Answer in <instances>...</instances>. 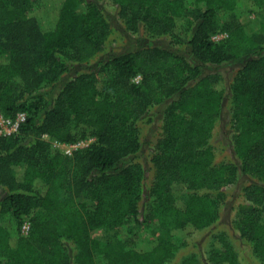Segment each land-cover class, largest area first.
Returning a JSON list of instances; mask_svg holds the SVG:
<instances>
[{
    "label": "trees",
    "instance_id": "1",
    "mask_svg": "<svg viewBox=\"0 0 264 264\" xmlns=\"http://www.w3.org/2000/svg\"><path fill=\"white\" fill-rule=\"evenodd\" d=\"M101 1L127 33L167 44L107 55ZM233 62L228 87L205 71ZM226 101L233 157L216 162ZM157 107L145 161L138 124ZM0 110L27 114L0 136V264H170L184 233L218 224L241 176L233 229L264 264V0H0ZM89 138L71 155L53 145ZM211 235L205 260L179 264H241L227 233Z\"/></svg>",
    "mask_w": 264,
    "mask_h": 264
},
{
    "label": "rangeland",
    "instance_id": "2",
    "mask_svg": "<svg viewBox=\"0 0 264 264\" xmlns=\"http://www.w3.org/2000/svg\"><path fill=\"white\" fill-rule=\"evenodd\" d=\"M100 5L113 28V35L111 37L109 47L107 48V55L111 53L116 54L132 51L139 48L140 46H164L167 44V40L165 39L151 38L145 30H141L138 34H129V32L127 33L123 23L117 16L116 6H114L110 1H101ZM83 9V4L78 6L79 11H83ZM254 19L255 18L253 15H244L240 21L246 24ZM225 34V32L216 33L212 36V40L216 42L221 41L225 38ZM239 66L240 65L238 63L234 62L227 64L224 63L218 66H208L205 71L207 73L218 74L225 87H228L231 78L236 73ZM133 82L139 83L140 77L138 76L134 78ZM227 106L228 105L226 101L223 109L222 119L218 124L213 139V145L216 149V162H221L223 160L226 161L233 157L228 141L230 132L228 125L229 111ZM159 111V107L153 109L149 115L151 117L150 122L142 121L138 124L141 134V141L143 142L142 153H140V155L145 161L148 160V154H150V151L153 149L157 128L161 124V116ZM61 151L63 152L64 150ZM249 181V177L241 176L235 185L226 188L227 198L226 202L221 207V217L218 224L209 230L201 232L190 231L188 233H184V236H181L184 242H177L179 244V249L175 258L170 262V264H179L181 259L187 256L190 257L192 254H195L199 260H205L208 252L219 247V243L216 241V239L215 242H213L214 239H212L213 236L211 234H217L220 232H225L228 234L233 247L238 253L241 264H260L257 258L252 255L251 247L248 244L242 242L238 233L233 229V221L236 219L234 207L241 201V188ZM156 230L158 229L155 224L141 229L135 227L137 239L142 243H148L152 239V232ZM93 237L103 240L106 235L103 230H97L94 232Z\"/></svg>",
    "mask_w": 264,
    "mask_h": 264
},
{
    "label": "built area",
    "instance_id": "3",
    "mask_svg": "<svg viewBox=\"0 0 264 264\" xmlns=\"http://www.w3.org/2000/svg\"><path fill=\"white\" fill-rule=\"evenodd\" d=\"M226 37V34H225ZM27 114L19 112L15 117H5L0 110V136L9 137L16 135L20 126L26 122ZM46 138V136H44ZM94 141L93 138L82 140L74 144H63L57 141L53 142V145L65 155H71L74 151L88 147ZM30 230V223L25 220L21 226V232L24 236L28 235Z\"/></svg>",
    "mask_w": 264,
    "mask_h": 264
}]
</instances>
